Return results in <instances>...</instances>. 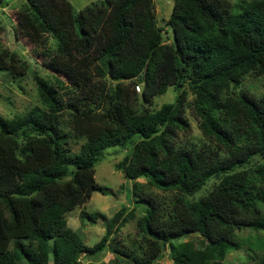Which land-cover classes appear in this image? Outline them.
Instances as JSON below:
<instances>
[{
	"label": "trees",
	"instance_id": "obj_1",
	"mask_svg": "<svg viewBox=\"0 0 264 264\" xmlns=\"http://www.w3.org/2000/svg\"><path fill=\"white\" fill-rule=\"evenodd\" d=\"M173 2L171 42L154 0H97L77 13L69 0L20 6L15 35L41 49L53 79L35 73L40 104L0 115V264H158L168 247L174 264H222L241 248L240 231L264 232V96L242 87L264 75V0ZM28 70L0 39V71ZM170 86L176 100L152 109ZM189 106L208 138L200 146L181 137ZM130 144L116 169L148 204L137 237L117 240L136 217L137 206H124L104 216L106 233L89 246L67 212L107 193L95 177L101 154ZM142 178L173 195H143ZM99 216L81 212L83 221ZM108 251V262L91 259ZM248 255L245 264H264V252Z\"/></svg>",
	"mask_w": 264,
	"mask_h": 264
},
{
	"label": "rangeland",
	"instance_id": "obj_2",
	"mask_svg": "<svg viewBox=\"0 0 264 264\" xmlns=\"http://www.w3.org/2000/svg\"><path fill=\"white\" fill-rule=\"evenodd\" d=\"M26 0H10L7 5L0 6V39L4 45L11 50L18 51L23 54L29 62V70L21 77H14L10 74L0 71V115L6 117H14L23 114L36 104H40V99L37 91L35 80V73L41 74L46 78L53 79V76L46 66L44 56L39 47H35L28 40L15 35V26L17 22V12L20 6ZM74 11L77 13L85 6L97 0H69ZM232 2H239L240 0H230ZM156 16L158 25L161 27L164 36L168 42L173 38V31L167 25L174 2L173 0H154ZM242 87L253 92L256 95L264 96V75H248ZM137 92H140L137 85L135 86ZM177 97V91L174 86H170L166 93L158 95L154 98L152 109H159L164 103L174 102ZM193 95H189V100ZM190 105V104H189ZM187 116L191 123V129L188 134L181 135L186 143L194 145H202L203 142L208 141L202 132L200 122L195 115L193 106L187 109ZM75 148H78L75 147ZM133 150V144L128 145L127 149L120 147H109L101 154V159L96 166V180L105 188L107 193L103 194L100 191H94L92 196L81 206H77L73 210L67 212L68 225L76 230L89 246L96 244L106 233V219L104 216L110 218L119 209L124 206L135 209L136 217L127 222L122 227L116 230L117 240L122 244H130L135 240L139 232L138 220L143 215V207L148 206L147 203L138 204L134 194L133 181L126 178L124 174L116 169V165L122 161L125 156L130 154ZM144 183V188L138 189L143 195L157 196V197H171L173 192L163 191L147 184L145 178L140 179ZM218 179L212 178L207 185L198 191L191 199H198L206 194L217 183ZM144 192V193H143ZM94 214L100 213L96 222L90 220H82L81 212ZM239 237L242 246L238 250L231 251L228 256L222 261V264H245L253 263L249 260L248 253L252 249L260 250L261 245L264 244V232H255L250 229H245L239 232ZM195 238V235L175 240V242L186 241ZM112 241V240H111ZM263 243V244H262ZM169 247L165 255L159 260L158 264H174L169 257ZM114 257L113 253L108 251L104 255L91 258L95 261H110ZM87 258H82V264L87 262Z\"/></svg>",
	"mask_w": 264,
	"mask_h": 264
},
{
	"label": "built area",
	"instance_id": "obj_3",
	"mask_svg": "<svg viewBox=\"0 0 264 264\" xmlns=\"http://www.w3.org/2000/svg\"><path fill=\"white\" fill-rule=\"evenodd\" d=\"M138 89H140V85H137Z\"/></svg>",
	"mask_w": 264,
	"mask_h": 264
}]
</instances>
